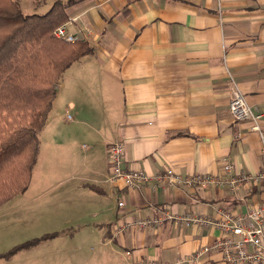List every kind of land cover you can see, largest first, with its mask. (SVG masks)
I'll list each match as a JSON object with an SVG mask.
<instances>
[{
  "label": "crops",
  "instance_id": "obj_1",
  "mask_svg": "<svg viewBox=\"0 0 264 264\" xmlns=\"http://www.w3.org/2000/svg\"><path fill=\"white\" fill-rule=\"evenodd\" d=\"M57 1L46 0L45 12L30 14L18 3L30 16L47 14ZM72 1L68 32L94 53L74 63L59 83L30 184L42 172L45 147L72 168L78 156V170L63 167L58 185L69 182L66 195L80 198L69 201L82 207V227L102 248L98 262L110 254L107 264H191L190 256L214 246L222 232L173 221L120 234L114 227L158 217L163 209L214 220L223 211L244 215L264 203V184L204 190L166 184L154 189L150 182L128 190L110 180L108 148L123 143L124 168L150 177L168 168L184 177L221 175L225 158L237 173L264 172L259 135L251 122L237 123L229 112L237 86L263 115L264 131V0ZM60 100L68 127L59 124ZM201 263L231 264L215 250Z\"/></svg>",
  "mask_w": 264,
  "mask_h": 264
},
{
  "label": "trees",
  "instance_id": "obj_2",
  "mask_svg": "<svg viewBox=\"0 0 264 264\" xmlns=\"http://www.w3.org/2000/svg\"><path fill=\"white\" fill-rule=\"evenodd\" d=\"M72 4L59 0L45 15L26 16L17 1L0 0V207L30 185L39 136L63 75L94 53L87 41L68 43L55 36L68 22L66 9ZM25 248L2 257L9 259Z\"/></svg>",
  "mask_w": 264,
  "mask_h": 264
},
{
  "label": "rangeland",
  "instance_id": "obj_3",
  "mask_svg": "<svg viewBox=\"0 0 264 264\" xmlns=\"http://www.w3.org/2000/svg\"><path fill=\"white\" fill-rule=\"evenodd\" d=\"M16 1L24 6L25 14L43 13L47 8L46 0ZM59 107V124L68 127L64 122L67 113L62 109L61 100ZM59 158L50 155L45 147V164L35 185L30 184L26 191L16 194L0 207V264H101L98 255H102V248L88 234V229L82 227L79 218L82 207H73L69 201L80 198L66 195L71 187L69 182L58 185L64 176L63 167L77 171L80 158L77 156L73 161L74 168L73 164L64 165ZM53 186L57 188L51 189ZM55 234L53 238L43 239ZM24 245L26 248L11 258L2 257ZM105 255L111 262L110 254ZM105 257L102 260L107 264L109 260Z\"/></svg>",
  "mask_w": 264,
  "mask_h": 264
},
{
  "label": "built area",
  "instance_id": "obj_4",
  "mask_svg": "<svg viewBox=\"0 0 264 264\" xmlns=\"http://www.w3.org/2000/svg\"><path fill=\"white\" fill-rule=\"evenodd\" d=\"M55 36L68 43L78 41V37L68 32V25L59 27ZM229 112L235 122H251V131L259 135L264 145V131L261 127L263 115L253 111L247 103L245 96L237 86L232 90L229 103ZM126 162V147L121 142H115L108 148V166L110 180L122 181L128 190H138L143 185L152 182L156 189L163 184L186 189H210L212 187L237 190L242 187L264 184V172L247 174L235 172V166L230 159L225 158L222 165V174H195L182 176L172 168L163 173L150 177L142 170L124 168ZM120 208L125 207L124 202L119 203ZM220 220H214L202 215L187 214L177 216L169 210L163 209L158 217L137 220L134 224L114 227L115 234L122 233L132 226L146 229L148 227L161 228L168 222L178 225H195L200 227H215L224 235L223 239L214 246L204 247L190 256L191 264H202L201 259L211 251H219L224 261L231 264H264V203L252 207L244 215H234L229 211L221 213ZM129 254V253H128ZM140 264H158L156 262L141 261Z\"/></svg>",
  "mask_w": 264,
  "mask_h": 264
}]
</instances>
